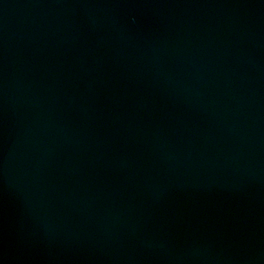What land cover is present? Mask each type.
<instances>
[{"label": "water", "instance_id": "obj_1", "mask_svg": "<svg viewBox=\"0 0 264 264\" xmlns=\"http://www.w3.org/2000/svg\"><path fill=\"white\" fill-rule=\"evenodd\" d=\"M0 264H264V0H0Z\"/></svg>", "mask_w": 264, "mask_h": 264}]
</instances>
